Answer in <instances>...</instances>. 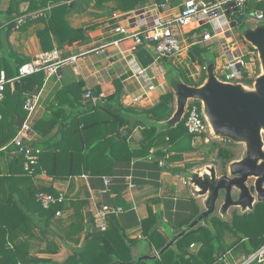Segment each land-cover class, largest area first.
I'll return each mask as SVG.
<instances>
[{
	"label": "trees",
	"instance_id": "16d2710c",
	"mask_svg": "<svg viewBox=\"0 0 264 264\" xmlns=\"http://www.w3.org/2000/svg\"><path fill=\"white\" fill-rule=\"evenodd\" d=\"M151 1L157 4L164 2V0H86V5L90 6L93 3L94 10L104 12L106 6L112 4L110 12L125 13L143 7ZM22 2H28L25 12L19 10ZM79 6L81 0L9 1L5 13L7 18L3 22L0 20V70L5 72L8 80L16 77L19 67L31 60L15 53L12 49L10 36L15 29L14 19L49 7L42 16L33 20L28 19L24 25L16 29L25 32L28 27L39 25L36 36L41 50L48 52L54 48L62 49L65 45L85 43L89 40L88 33L97 27L96 24L74 28L69 22L70 16ZM5 22L8 24L5 25ZM196 51H190V60L193 62H199ZM204 79L205 76L202 75L201 80L194 87L201 86ZM42 84L43 74L40 72L21 78L17 89H11L14 85L12 83L4 86L0 105V162L6 160V157L8 162L5 173L0 172V190L4 192L0 201V264H43V262L54 264L46 260L26 259L32 240L41 242L43 239H48L45 228L50 229L52 235L49 249L51 254L58 252L54 237L55 241L59 239L64 246L68 243H79L84 228L82 212L85 202L72 203L74 217L71 219L57 218L56 212L64 210L63 203H57L45 210L37 202L35 195L41 192L57 197L59 194L51 187L35 186L32 177L42 172L59 180L81 173L109 176L114 162L130 161L138 155L146 156L151 148L161 150L179 139L184 131L187 132L186 115L174 128L159 131L157 127L160 121L167 120L172 115V94L163 95L161 102L154 108L138 112L122 105L120 86L117 83L115 93L106 99L107 103L115 108L114 110L98 104L83 111L82 109L89 102L91 103V100L83 102L84 84L74 82L64 85L56 93V105L51 107L52 117L33 124L32 128L42 139L49 136L59 118L63 119L66 127L53 139L33 142L36 147L40 145V150L36 152L35 165L30 166V170L26 171L25 158L16 154L10 159L7 152L10 151L11 141L26 119V112L23 110L26 98L39 90ZM171 84L175 88L177 81H172ZM67 107L74 111L71 119L67 116ZM135 116L140 117L141 120L131 124V117ZM144 124L149 125V128H144L142 131L144 135L140 142L142 150L132 151L127 142L128 137H121V130L125 127L134 130L135 127ZM2 148H5V151ZM215 157L223 167L234 158L230 150L220 146L217 147ZM172 160H174L172 157L169 158V161ZM30 214L35 217H31ZM154 219L155 217L150 213L149 219L143 221L144 233L147 234V225ZM211 222V227L201 226L185 233L176 241L174 248L164 252L159 259L140 264H242L243 262L240 261L242 256L249 259L264 247V204L258 205L252 213L242 217L234 216L231 223L217 218H212ZM118 226L116 218L113 215L109 216L107 229L100 232L92 228L93 231L80 248H71L72 255L64 264L127 262L129 241H126ZM255 227L257 231L254 230ZM155 237L157 234L152 233L150 238L155 240ZM195 245L198 246L193 253L189 249ZM121 248L126 258L118 253ZM160 248L159 245L158 249ZM247 264H264V252Z\"/></svg>",
	"mask_w": 264,
	"mask_h": 264
},
{
	"label": "crops",
	"instance_id": "0c3cea01",
	"mask_svg": "<svg viewBox=\"0 0 264 264\" xmlns=\"http://www.w3.org/2000/svg\"><path fill=\"white\" fill-rule=\"evenodd\" d=\"M9 1L10 0H0V13L7 11ZM183 1L184 0L170 1L167 3V8L159 12L158 17L162 20H167L176 16L182 8ZM155 4L157 3L151 1L143 7H139L133 11L125 13L117 11L110 12L109 9L112 4H108L105 11L100 12L93 9V3L88 6L86 5V0H81V6H79L76 12H74L69 18L70 25L74 28H78L96 24L97 27L88 33L89 40L87 42L74 43L70 46L65 45L62 49H58L64 57L79 55L87 52L89 53L79 57L76 64H69L60 68L57 75H52L51 77L47 78V75L42 72L43 84L39 90L32 93L40 94L39 107L36 113L32 116L29 135V145H34V148H32L31 151L36 156V159V152L37 150H40V145L36 147L33 142L36 143L39 141H46L49 138L53 139L57 137L59 133L65 129L66 125L63 119L59 118L58 121H56V124L49 136L43 139L32 128V126L36 121L52 117L51 107L56 105L55 95L66 84L68 85L74 82H82L84 84V103L87 102L84 99V95L87 92H91L93 94V100H91V103L89 102L88 105L82 109L83 111L85 108L91 109L98 104H103L104 107L114 110L115 108L110 106L106 99L115 93V86L117 83H119L120 86L122 105L138 112L154 108L161 102V97L163 95L166 93L172 94V115L167 120L160 121L157 127L159 128V131H164L166 129L176 127L181 122L180 121L178 124L174 125L170 124V121L177 110L176 96L174 93L175 88L171 82L177 81V84L183 82L175 78L171 79L170 82H166L169 75H167L159 65L162 59H156L152 45L144 43V45L140 47H135L130 42H125L118 48L111 45V43L116 39V36L113 32L116 27H134L133 24H135V21L140 18V15L144 11L147 12L152 10ZM27 8L28 2H22L19 6V10L21 12H25ZM236 11L237 10H234L227 16L230 29L228 28L229 36L227 37V34L226 37L229 40H235V38L232 36V31L239 28L238 22L231 21L229 19V17L232 16ZM240 20L242 19L240 18ZM6 24L8 23L5 22V25ZM205 27L209 26L200 27L197 31L210 32V30L208 31V28ZM38 28H40L39 25H32L27 28V31L20 32V35L22 36L21 42L15 41V46L17 49L13 47L12 41L14 33L16 34V32L12 31L10 43L15 53L22 54L24 57L32 59L36 55L43 52L36 36V31ZM190 28H186V30H189ZM242 29L243 28H240L241 31ZM242 35V45L239 42L238 46L240 50L243 51L244 57L248 52L251 55V59L250 62H248L246 69L247 71H245L246 77L241 79V81H237L236 83L232 84L241 85L244 89H248L249 85L253 86L256 79L262 75L261 73L263 72L261 71L259 59L258 71L256 73L254 72V63L255 59L258 58V55L256 50L245 40L243 33ZM245 42L251 47V51L246 50ZM212 43H215L218 47H220L215 40L204 42L202 45L198 44L197 46L204 48L208 45L210 46ZM100 47L105 48L100 49ZM93 49H98V51L90 52ZM220 49L222 51V56L220 59H216V63L213 62L217 69L223 61V50L221 47ZM144 51L149 55L153 52L154 55V61L150 62L148 66L143 65L146 60L150 59L149 56H141V53ZM93 53L95 54L96 58H91ZM189 55L190 50L187 52L185 57L187 61H191ZM132 59H134V62H136L139 67L146 68L147 71L152 75L159 76L160 74H165L166 79L162 88V92L165 94L159 97L157 95L143 97L139 104L130 106L131 99L136 97L140 90L139 83L133 76V70L135 67H132L133 65L131 62L129 63V61ZM216 68L214 69L213 67L214 76L215 73H218V71L216 72ZM127 70H129V73L126 72ZM254 77H256L255 81L252 80ZM248 80H252L253 82L247 83ZM11 89H15V86H11ZM96 92L99 93L98 97L95 96ZM66 112L68 118L71 119V117L74 115V111L69 110V107H67ZM137 120L140 121L141 118L136 116L131 117V124H134ZM147 121L148 120H146V122ZM144 128L148 129L149 125H140L135 127L134 130H131L128 127H125L121 130L122 137V133L129 129V132L124 137H128L127 142L132 151L142 150L140 142L144 138V135L142 134ZM207 135L211 136L213 139H217L219 142L224 140V138H218L210 126L209 132L200 136L202 140H198L199 147L196 150L193 146L185 147L183 140H181V137H179V139H177L175 142L164 146V148L161 150H157V148H151L148 155L146 156L138 155L131 158L130 161L114 162L112 173L109 176H93L87 173H81L70 176L67 179L59 180L48 176L45 172H42L32 177V181L35 186L51 187V189L55 190L58 194H62L64 196V210H62L60 217L66 218L67 220L74 217V211L71 209L72 203L84 201L86 205L84 206L82 212V215L84 216V228L79 237L78 244L68 243L67 246H64L61 244L59 239H56L55 241L54 237L53 240L58 247V252L51 254L49 249L51 246L50 243L52 241V235L50 229L45 228V232L48 233V236H46L48 239H43L41 242L32 240L30 242L29 254L26 259L46 260L48 262H53L54 264H64L65 260L72 255L71 248H80L87 239L88 235L93 231L94 228L92 227L91 223L92 216L95 210L103 205L119 207L122 209L121 212H118L113 216L116 218L122 235L126 238V241H129V257L127 258V262L114 261L112 264H140L144 261L152 262L155 259H159V257L167 250L174 248L176 241L190 230L201 226L211 227L212 218H217L223 222L231 223L234 216L242 217L245 214L254 212L258 205L264 204V201L260 202L258 200L257 193L255 192L254 187L256 178H250L246 182V187H248L249 194L253 201L251 207L244 210L233 205L223 210L226 200L225 190H220L218 197L213 198L210 194L211 187L208 189V191H205L200 187L199 183L202 181L204 186L208 185L207 183H209L211 175L210 170L214 168L211 166V164H207L209 162H206L202 164L204 167L200 166L202 169L197 170V168L194 167L195 163H193V160L209 161V159L214 156L215 151H217V147L220 146L212 144L211 147V141L206 138ZM204 142L208 146H204ZM234 144L242 146V157L237 158V154L233 152V147L229 145H226L225 147L220 146L230 150L234 158L224 167L221 164L218 165V167H221L220 169H222L220 172H217L214 169L216 177L219 178L224 175L231 177L230 165L234 162L241 161L245 157V145L242 143ZM10 147L11 149L7 153L8 157L11 159V157L16 154L19 155V153L16 152L17 150L14 149L15 146L13 144H10ZM201 147L203 148L201 149ZM2 149L4 150L5 148ZM160 152H162L164 155ZM200 153L202 157L195 159L194 157L200 155ZM171 157L174 160L169 161V158ZM7 162V157L6 160H2L0 162V172L3 174L5 173ZM159 162H162L163 166H159ZM198 171L199 174H197ZM195 176L200 178V181L197 184L195 183V180H197ZM261 188L264 189V184ZM239 192L240 191L238 188H231L230 197L233 201L240 199ZM3 195L4 192L1 189L0 201L3 199ZM87 208L88 211L86 210ZM87 212L90 214L89 218L86 217ZM150 213L153 214L155 219L151 224L149 223L147 225L148 232L146 234L144 233L142 223L143 221L145 222L149 219ZM30 216L35 217V215L32 214H30ZM189 227L191 229H189ZM152 233L157 234L155 240L150 238ZM143 242H146L147 244L144 246ZM170 243H172L171 246L161 253L163 249ZM159 245L161 247L160 249H158ZM197 246L198 245L191 246V249L189 250L194 253ZM121 251L122 248L118 253L125 257L124 253ZM178 255L179 253H177V256ZM240 261H242V264H244L248 261V259L245 256H242ZM43 264L45 263L43 262Z\"/></svg>",
	"mask_w": 264,
	"mask_h": 264
},
{
	"label": "built area",
	"instance_id": "2783aa9c",
	"mask_svg": "<svg viewBox=\"0 0 264 264\" xmlns=\"http://www.w3.org/2000/svg\"><path fill=\"white\" fill-rule=\"evenodd\" d=\"M252 1L263 2L264 0H184L182 8L176 16L162 20L158 17V14L161 10L167 8L166 0H164L160 4H155L152 10L144 11L140 15V18L135 21V24H133L134 27H116L113 31L116 39L111 45L118 48L125 42H130L135 47H140L144 43L151 44L157 60L171 59L174 66H185L193 70L189 78L197 83L201 80L202 75L203 77L205 76L204 82L207 81L208 76L203 73L207 69L205 66L193 65L191 61H187L185 58L187 52L198 44L202 45L204 42L215 40L223 50V61L218 69L214 65L216 72H219V75L215 73L214 77L222 83H236L246 77L245 71H247L248 63L244 60V53L240 50L239 43L227 38L230 29L227 16L234 10L238 11V9L244 8L248 2ZM48 9L49 7L15 18L13 21L15 29L24 25L28 19L33 20L42 16L44 11ZM254 16L256 21L264 20L263 11H257ZM203 26H209L211 31L198 32L197 30ZM186 28L190 29L186 30ZM104 48L100 47V49ZM95 51H98V49H93L90 52ZM87 53L64 57L58 49L42 52L33 57L29 62L21 65L18 69V75L12 80H8L5 72L0 70V105L3 100L4 86L7 83H18L21 78L40 72H44L47 78L52 75H57L60 68L69 64H76L78 58ZM130 62L133 65L132 67H135L133 76L140 87L138 95L131 99L130 106L139 104L143 97L154 95L159 97L165 94L162 92L166 79L165 74H160L159 76L152 75L146 68L139 67L134 62V59ZM84 99L86 101L93 100V94L87 92L84 95ZM39 100L40 94H32L26 98L23 106V110L26 112V119L19 128L17 135L11 141V144L18 149V153H22V156L25 158L24 169L26 171H29L30 166L35 165L37 160L29 148V135L32 116L39 107ZM185 109V127L187 134L196 137L208 133L210 126L204 115L202 102L188 100ZM159 166H163V163L159 162ZM35 198L45 210L50 209L57 203L64 202V196L62 194L55 197L50 194L38 192ZM121 211L122 209L119 207L100 206L92 216V227L95 230L104 232L107 229L108 217ZM55 216L60 217L61 211H57ZM261 250L257 256L264 252V247Z\"/></svg>",
	"mask_w": 264,
	"mask_h": 264
},
{
	"label": "water",
	"instance_id": "95a60500",
	"mask_svg": "<svg viewBox=\"0 0 264 264\" xmlns=\"http://www.w3.org/2000/svg\"><path fill=\"white\" fill-rule=\"evenodd\" d=\"M243 19V16L241 17ZM245 40L257 51L261 66V73L251 91H247L241 85L222 83L217 81L213 75V64H209L207 69L208 79L201 86H188L179 83L175 86L177 110L170 121V124H178L184 116L185 106L188 100L200 101L203 104L204 115L211 126L214 134L218 138L228 139L234 143L245 145V157L238 162L230 165V175L216 177L214 169H211V175L208 185L204 186L203 181L199 183L200 187L208 191L213 198H217L220 190H225L226 200L223 210L229 206H237L242 210L251 207L252 198L246 182L250 178H256L255 192L258 200L264 201V27L242 29ZM15 89L18 83H14ZM98 97L99 93L96 92ZM129 129L122 133L126 136ZM34 148V145H29ZM19 157L22 153H19ZM197 184L200 178L195 176ZM208 182V181H206ZM232 187L240 191V199L233 201L230 197ZM88 211V208L86 209ZM86 217H90L87 212ZM194 226V224H193ZM189 229H191L189 227ZM188 229V230H189ZM167 245L161 253L171 246ZM262 250L248 259L247 264L252 258L256 257Z\"/></svg>",
	"mask_w": 264,
	"mask_h": 264
},
{
	"label": "rangeland",
	"instance_id": "374dc122",
	"mask_svg": "<svg viewBox=\"0 0 264 264\" xmlns=\"http://www.w3.org/2000/svg\"><path fill=\"white\" fill-rule=\"evenodd\" d=\"M170 1H172V0H166V3H169ZM178 1H182V0H178ZM259 10L264 12V2L261 3V2L252 1V2H248L244 8L238 9V11H236L232 16L229 17V19L231 21H236L239 24V28L234 29L232 31V36L235 38V40L238 43L240 42L241 45H242V42H243V35H242V31L240 30V28L245 29V28H254V27L264 26V20H262V21H256L255 20V16L254 15ZM5 13L6 12L0 13V20L2 22L5 21L6 18H7ZM242 16H243V19L240 20V18ZM205 28H208L207 30L211 31V28H209V27H205ZM14 31L16 32V34L14 33L12 41H13V47L16 48V46H15L16 44L15 43L16 42H21L22 36L20 35V32H18V30H14ZM24 36H26V35H24ZM245 44H246V42H245ZM208 46L204 47V48L200 47V46H197V47L195 46V47H192L190 49V51L191 50L192 51H196L197 50L196 54H197V56H199V62H196V61L193 62L192 61L193 65L205 66L206 69H208L209 64H213V62L216 63V61H217L216 59H218V58L220 59V57L222 56V51H221L220 47H218L215 43H212L209 46V48H208ZM18 49H19V47H18ZM246 50L247 51H251V47L248 44H246ZM150 55L147 52H145V51L141 53L142 57H147V56L150 57L149 60H146L145 63H143L144 66H148L150 64V62L154 61L153 52ZM91 58H96L94 53L91 55ZM250 59H251V55L247 52V54L244 57V60L246 61V63H248V62H250ZM159 65L162 67L164 72L167 75H169V77L166 80V82H170L171 79L175 78V79L181 80V82H183L184 84H186L188 86L196 85V83L189 78V75L191 74V72L193 70H190V69L186 68L185 66L176 67V66H174L172 64V60L171 59H162L160 61ZM254 65H255L254 72L256 73L258 71V66H259L258 58L255 59ZM126 72L129 73V70H127ZM203 73L206 75L207 71H204ZM217 75H219V72L217 73ZM255 79H256V77H254L252 80L255 81ZM252 80H248V82L247 81L246 82L247 83H252L253 82ZM252 88H253V86L249 85V88L247 89V91H251ZM206 138L211 141V145H210L211 147H212V144L220 145V146H223V147H225L226 145H229V146L233 147V149H234L233 152L235 154H237L236 155L237 158L238 157L240 158L243 155L242 146L235 145L233 142L229 141L228 139H224V140H222L223 142L222 141L219 142L217 139H213L211 136H208V135L206 136ZM181 140H183V143H184L185 147L186 146H191V147L193 146L194 149L196 150L199 147V141L198 140H202V138L200 136H196V137L190 136L189 134H187V132L184 131L181 134ZM262 140H264V136L262 137ZM203 145L204 146H208V145H206L205 142L203 143ZM202 148L203 147H201V149ZM14 149L17 150L16 152L18 153V149L16 147H14ZM216 152L217 151H215V153ZM215 153H214V156L211 158L212 160L209 159V161L208 160H206V161L193 160V163H195L194 167H196L197 170H200V169H202V167H200V166H203L202 164H204L206 162H209L207 164H211V166L217 172H220V170H222V169H220L221 167H218V165H220L221 162L215 157ZM198 157H202L201 153H200V155H198V156H196L194 158L197 159ZM198 167H199V169H198ZM186 172H188V171H186ZM197 174H199V171H198ZM254 230L257 231V228L255 227ZM143 243H144V246L147 244L146 242H143ZM240 248L238 250H240ZM238 250H236V252Z\"/></svg>",
	"mask_w": 264,
	"mask_h": 264
}]
</instances>
